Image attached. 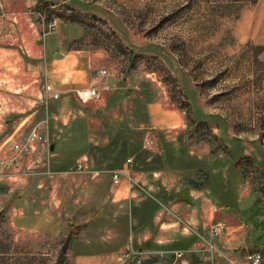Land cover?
<instances>
[{
	"label": "rangeland",
	"instance_id": "374dc122",
	"mask_svg": "<svg viewBox=\"0 0 264 264\" xmlns=\"http://www.w3.org/2000/svg\"><path fill=\"white\" fill-rule=\"evenodd\" d=\"M22 35L38 36L49 47L65 38L61 49L86 60L92 78L96 71H107L108 93L114 92L117 81V90L127 97L179 109L187 123L181 149L188 155L195 150L206 157L209 153L199 170L217 161L216 185L219 176L226 177L219 198L264 200V0H0V49L22 52ZM42 69L38 92L23 91L27 98L22 101L16 96L20 93L7 92L10 105L28 109L26 115L19 117L13 106L5 108L6 95L0 93V148L15 135L3 149L8 153L0 151V264H75L70 244L92 217L87 212L75 217L72 212L78 206L63 213L57 210L62 215L57 224L46 216L45 207L51 201L56 204L47 191L49 182L46 203L35 198L36 207H28L30 195L19 194L34 180L53 178L57 166L67 165L69 159L57 161L49 150L58 130L53 114L62 111L59 105L50 114V107L57 106L51 100L60 104L64 94L55 97L46 65ZM166 135L167 141L180 136ZM142 139L136 136L137 142ZM124 150L128 157L129 150ZM88 171L77 165L71 174ZM111 172L127 177L121 170ZM199 172L202 179L208 174ZM72 203L77 205L75 198ZM222 232L202 241L203 261L210 259L212 264L214 254H232L221 242ZM251 253L258 251L245 252L248 264ZM173 255L164 263L178 264L185 253ZM120 258L94 264H122ZM123 259L146 264L137 256Z\"/></svg>",
	"mask_w": 264,
	"mask_h": 264
},
{
	"label": "crops",
	"instance_id": "0c3cea01",
	"mask_svg": "<svg viewBox=\"0 0 264 264\" xmlns=\"http://www.w3.org/2000/svg\"><path fill=\"white\" fill-rule=\"evenodd\" d=\"M64 39L49 47L38 36L22 35L20 42L25 47L22 52L0 49V93L6 95V98L2 96V105L7 108L13 106L8 96L11 92L20 93L16 96L21 101L27 98L23 91L38 92L41 70L46 65L49 86L54 92L64 94L60 104L51 100L52 106H57L50 107V114L59 105L61 109L58 110L62 111L55 110L53 114L58 130L52 134L54 144L49 150L57 161L68 156V163L59 164L53 178L34 180L19 194L25 198L30 195L27 205L36 207L35 198L45 200V186L49 182L52 187L48 186L47 191L54 195L57 205L53 206L51 201L44 211L56 224L57 218L62 216L57 210L63 213L78 206L83 210L78 213L76 208L72 212L75 217L85 212L92 215L70 244L74 263L116 260L128 246H133L137 257L146 264L150 261V264H165L166 258H174L173 254L182 252L185 255L178 264H211L210 259L200 258L202 241L219 223L226 227L221 242L232 254H214L212 264H248L244 254L250 250L261 251L264 257V200L242 197L239 202H223L219 198L222 179L226 177L219 176L216 185V177L220 174L217 161L208 169L199 170L198 165L206 162L209 153L206 157L194 149L189 156L181 149L184 138L181 135L187 123L179 109L146 103L145 99H137L134 95L127 97L117 90V81L115 85L111 83L114 92L104 95L98 102L80 105L76 91L92 84L90 64L71 56L70 52L66 54L61 49ZM58 53L62 54L61 58L56 57ZM4 78L6 81H1ZM13 108L19 117L26 115L28 110L18 105ZM38 112L33 110L34 115ZM25 119L26 116L21 122ZM168 133L180 136L167 141ZM137 135L143 137L141 142L136 141ZM14 137L11 134L5 145ZM5 145L0 151L8 153V148L3 150ZM125 147L130 152L128 157L123 155ZM33 149L39 150L38 147ZM77 165H85L88 173L71 174ZM118 170L127 177L116 185L111 171ZM199 171H208V174L202 179ZM77 194L84 200L82 206L78 205L81 197L77 198ZM74 198L77 205H69ZM159 257L163 260L159 261ZM121 260L122 264L132 263Z\"/></svg>",
	"mask_w": 264,
	"mask_h": 264
},
{
	"label": "built area",
	"instance_id": "2783aa9c",
	"mask_svg": "<svg viewBox=\"0 0 264 264\" xmlns=\"http://www.w3.org/2000/svg\"><path fill=\"white\" fill-rule=\"evenodd\" d=\"M108 76L109 75H108L107 71H102V70L96 71L93 74L92 84L84 90H77L76 91V95H77L78 99L84 104L88 103V102L100 101L102 99L103 95L110 92V90H111V86L109 85V80L107 81ZM50 92H52V91L50 90ZM55 95H56L55 96L56 98H59V96H60L59 93H56ZM130 163H131V161H128V164H130ZM46 174L52 176V173H46ZM120 181H121V176L119 174L118 175L114 174L113 183L118 185ZM225 228H226L225 224H222V223L216 224L213 226L211 234L218 235ZM175 254L177 256L182 257L183 252L182 253H175ZM137 255H138V253L136 252V250H134L133 246H128L126 252L122 256H123V258H129L130 259V258H133ZM247 257H248V260L251 264H263V262H264L263 253L260 251L258 253H251Z\"/></svg>",
	"mask_w": 264,
	"mask_h": 264
},
{
	"label": "water",
	"instance_id": "95a60500",
	"mask_svg": "<svg viewBox=\"0 0 264 264\" xmlns=\"http://www.w3.org/2000/svg\"><path fill=\"white\" fill-rule=\"evenodd\" d=\"M56 57H57V58H61V57H62V54H61V53H58V54L56 55Z\"/></svg>",
	"mask_w": 264,
	"mask_h": 264
},
{
	"label": "trees",
	"instance_id": "16d2710c",
	"mask_svg": "<svg viewBox=\"0 0 264 264\" xmlns=\"http://www.w3.org/2000/svg\"><path fill=\"white\" fill-rule=\"evenodd\" d=\"M237 165H238L239 167H241V166H242V165H241V163H238Z\"/></svg>",
	"mask_w": 264,
	"mask_h": 264
}]
</instances>
